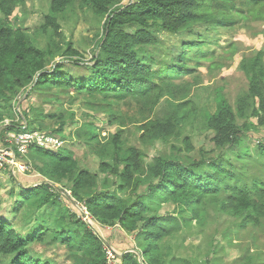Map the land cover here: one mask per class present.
Wrapping results in <instances>:
<instances>
[{
	"label": "trees",
	"instance_id": "obj_1",
	"mask_svg": "<svg viewBox=\"0 0 264 264\" xmlns=\"http://www.w3.org/2000/svg\"><path fill=\"white\" fill-rule=\"evenodd\" d=\"M17 8L25 14L27 0H0V103L12 111L6 115L0 110V142L10 145L2 139L23 130L46 132L64 142L65 127L74 123L75 113L64 108L46 112L30 104L23 109V101L34 94L60 104L61 94L70 96V104L83 97L117 131L102 135L93 121L96 115L88 112L74 133L99 158L95 172L80 165L66 142L57 151L32 144L25 159L13 147L42 179L24 187L9 174L16 185L9 192L17 198L12 211L26 224L31 209L38 219L23 234L0 215V264H53L32 253L33 246L58 241L85 250L79 264H108L105 240L91 232L81 209L72 202L69 209L60 205L59 200L68 199L57 185L62 183L93 219L103 226L119 225L133 237V247L121 257L124 264H219V250L225 248L221 239L240 247L235 264H264V49L240 61L247 83L233 101L221 87H213L211 110L193 93L203 87L195 73L207 58L204 38L210 34L193 33L195 25L217 33L240 20L264 21V0H50L34 31L26 28L24 17H12ZM78 12L104 20L89 63L61 31V20ZM159 30L189 38L163 53L161 46L170 39L160 38ZM57 57L64 59L57 63ZM192 59L195 64L190 65ZM193 74V81L186 78ZM123 104L137 105L139 118L132 122L145 145L171 139L180 144L171 143L169 151L151 159L139 146L128 145L124 133L129 116L121 113ZM45 120L58 126L47 131ZM201 126L213 133L210 139L218 152L209 155L201 148L200 157H194L192 138L183 130ZM165 203L174 206L166 214L161 213ZM223 216L229 223L208 232ZM194 228L209 246L204 261L178 250L185 247L183 234Z\"/></svg>",
	"mask_w": 264,
	"mask_h": 264
},
{
	"label": "rangeland",
	"instance_id": "obj_2",
	"mask_svg": "<svg viewBox=\"0 0 264 264\" xmlns=\"http://www.w3.org/2000/svg\"><path fill=\"white\" fill-rule=\"evenodd\" d=\"M127 1L128 0H123V3H126ZM49 2L50 0H27V12L24 14L22 13L20 8H17L12 17H24V24L26 28H28L29 31H34L36 27H38L43 22V15L48 11ZM78 13V16L71 17L67 20H61L63 25L61 31L64 37L67 40L72 41L73 46L78 51L83 53L85 59L84 61L89 63L94 55V36L96 33L101 32V26L104 23V20L100 22L90 13H87L86 15L81 14V12ZM206 28L207 27H205L204 24L200 23L196 24L193 29V33H197L198 35H205L206 33H210L204 38V40L206 41L204 49L208 50L207 58L200 60V64H198V72L195 73L200 76L202 82L200 85H203V87L198 88L199 90L193 91V93L197 94V96H201V106L207 105V108L212 110L214 101L209 97V94L210 90H212L213 87H221L223 89V92L225 91L224 93H226L232 101L235 99L239 91L246 88V78L244 74L238 69V65L243 57H249L251 55L253 56L261 49H264V21L254 18H248L243 21L240 20V22L236 23L233 27L221 28L217 33H212ZM157 34L160 38H164V41L165 37L170 39V42L165 41L164 45L161 46V50L163 53H167V48L174 44L178 47L181 46L183 42L182 40L189 38V36H187L185 33L175 35L168 34L159 30ZM37 38L40 41H44L43 36H37ZM193 38L194 36L190 37V39ZM190 55H195V51L192 50L190 52ZM63 59V57H57L55 61L58 63ZM214 60L216 63L212 65V67H210L209 65ZM189 64H195V60H189ZM193 76L194 74L188 75L186 78L190 79V81H193L196 77ZM69 100L70 96L68 94H61L60 101L63 104H60L59 102L52 103V99L45 100L42 97H39L37 94H34L29 99V101H23V109H28V105L30 104L31 106H42L46 112L56 111L55 108H64L67 109L70 113H75V119L73 121L74 123L70 121L65 127V139L62 143V146L66 142L65 145L75 153L76 157L79 159L80 165L83 167H87L91 171L95 172L98 170L99 158L95 156L87 146L83 147L82 144L78 142L77 137L74 133L82 125L83 122L87 121L85 113L88 112L96 115V119H93V121L100 129L102 135L116 132L117 126L107 124L106 115L104 113H96L93 110L89 109L84 104L83 97L77 98L73 104H70ZM43 101H47V103H44ZM0 105V110L6 113V115L7 113L9 114L8 111L12 113L11 110L4 107L3 102H1ZM17 106L18 104L16 105V108H18ZM120 111L125 117H127V115L129 116V118L127 119L128 124L125 128L126 132L124 133V141L128 145H137L145 150L147 152L148 159H151L158 152L166 150L169 151L171 148V143L176 142L175 140L171 139L168 143L157 141L153 144L150 143L145 145V143H143L139 139L140 132L138 131L137 125L132 122L139 118L137 105H120ZM43 125L47 127V131H49L50 128H56L58 126L54 121L50 120H45ZM262 132L264 133V130ZM212 134L213 133L211 131L205 129L202 126L199 128L195 127L191 131L186 129L183 130V135H189L192 138L195 150L191 154L194 155V157H200L199 151L201 148L206 152H209V155L218 152L214 151V144L210 139ZM5 139V137L2 139L4 143L6 142ZM248 142L249 140L246 139L245 143L248 144ZM176 143L180 144L179 142ZM7 146L8 145L0 143V147L2 149H5ZM14 146L16 145H13L11 150H13ZM26 156L27 154L23 155L24 159ZM229 156L235 159V152H230ZM12 169L14 170L13 172L10 169H6L4 175L0 178V215L2 219H7L8 221L14 223V226L17 229L21 230L23 234H27L35 227L33 225L36 224L38 218L37 216H34L35 214L32 213L31 209L28 213H26L25 220L29 222L28 224H26L24 222L18 221L17 216L13 213L12 207L14 206L17 198L9 193L12 188L14 189L16 187L12 176L24 187L39 184L42 177L40 173H34L31 167L29 172L24 173L19 172L17 166L15 168L12 167ZM10 173H13V175L10 176ZM57 185L58 187L63 189L65 196L68 198L66 200H59L60 205L68 208V206H70L69 203L71 204L72 202L74 205L76 204L81 209L83 206H85L83 202L75 201V198L71 196V191L66 186V184L62 183ZM19 192L20 190L16 189V193ZM45 209L47 208H44V210ZM173 209L174 206L172 204L165 203L162 206L161 213L166 214L168 212H171ZM44 210L42 209L41 212H43ZM90 220L87 223L92 228L91 232H95L100 235L105 240V245H109V242L113 244L114 247H111H113L116 251H119L118 254L120 256H122L125 249L133 247V237L121 232L118 228L119 225H116L114 227H108L105 225L103 226L98 221L93 219L92 216ZM228 223L229 222L227 218L223 216L222 219L219 220V222L212 224L207 231L212 232L217 226L226 225ZM31 226H33V228H30ZM81 232L84 233V229L81 230ZM218 238L221 239L220 235ZM183 239L185 247L179 248V252L184 255L196 257L199 259L201 258V261H204L209 250V246L207 242L201 240L202 236L197 232V229L194 228L190 232H185L183 234ZM221 241L222 244L225 245V248L223 249L224 251L219 250L218 257L221 258L219 264H235V260L241 254L240 247L229 245L227 241L222 239ZM233 242L235 244L238 241L234 240ZM180 243L181 240L176 243L175 246L179 245ZM199 244H201L200 249L195 247ZM33 247L35 250L32 251V253L38 254L42 260H51L53 264H79L86 258L84 252L85 250L79 251L78 247H66L61 241H58L57 244L55 243L50 246L39 244ZM6 264H9V261H7Z\"/></svg>",
	"mask_w": 264,
	"mask_h": 264
},
{
	"label": "built area",
	"instance_id": "obj_3",
	"mask_svg": "<svg viewBox=\"0 0 264 264\" xmlns=\"http://www.w3.org/2000/svg\"><path fill=\"white\" fill-rule=\"evenodd\" d=\"M8 122L9 121L6 120V123ZM5 141L10 145H8L5 149H2L0 147V177L4 175L6 169H10L13 172L14 170L12 169V167L15 168L16 166L18 167V171L22 173L29 172L30 170V166L19 158L16 151L14 149L11 150L13 145H16L18 150L17 152L20 155H24L28 153L29 147L32 144H35L44 149L57 151L58 149L56 148L61 147L63 143V140H61L57 136L47 134L39 130H23L17 134H10L9 137L5 139ZM81 211L84 221L89 222V220L91 219V215L86 206H83ZM105 246L106 247L104 248L108 264H124L121 260L122 256L118 254L119 251H116L109 245Z\"/></svg>",
	"mask_w": 264,
	"mask_h": 264
},
{
	"label": "water",
	"instance_id": "obj_4",
	"mask_svg": "<svg viewBox=\"0 0 264 264\" xmlns=\"http://www.w3.org/2000/svg\"><path fill=\"white\" fill-rule=\"evenodd\" d=\"M28 94V92L26 93V95Z\"/></svg>",
	"mask_w": 264,
	"mask_h": 264
}]
</instances>
